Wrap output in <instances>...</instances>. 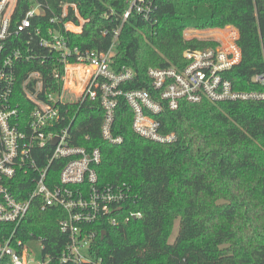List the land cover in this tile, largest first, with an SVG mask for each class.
Listing matches in <instances>:
<instances>
[{
  "label": "trees",
  "instance_id": "16d2710c",
  "mask_svg": "<svg viewBox=\"0 0 264 264\" xmlns=\"http://www.w3.org/2000/svg\"><path fill=\"white\" fill-rule=\"evenodd\" d=\"M61 1L75 3L89 20L80 34L71 36V46L81 53L106 52L120 28L112 69L133 71L125 90L149 89V68H181L185 50L206 47L184 40L185 31L226 26L238 32L241 61L225 77L236 90H263L251 78L264 73V0H154L148 22L135 13L122 22L126 0H35L45 11L43 22L58 12ZM31 3L17 0L12 21L19 22ZM39 22L35 18L33 25ZM32 67L42 70L45 89L57 92L53 58L26 69ZM63 109L76 115L74 145L100 153L98 183L129 190L125 208L141 213V218L115 227L103 225L94 257L104 264H264V101L181 102L156 117L159 131L175 136L167 144L136 135L123 100L112 129L122 138L117 145L100 137L97 101ZM30 234L46 238V252L53 257L55 243L66 241L53 211L41 212L36 206L18 231L22 239Z\"/></svg>",
  "mask_w": 264,
  "mask_h": 264
},
{
  "label": "built area",
  "instance_id": "2783aa9c",
  "mask_svg": "<svg viewBox=\"0 0 264 264\" xmlns=\"http://www.w3.org/2000/svg\"><path fill=\"white\" fill-rule=\"evenodd\" d=\"M31 1L22 19L13 22L17 0H0V264H104L92 251L99 229L139 219L141 213L125 208L129 190L98 183L100 153L74 145L76 115L70 116L63 106L97 101L102 111L100 137L117 145L122 138L112 129L115 109L123 100L132 113V131L167 144L175 136L159 131L156 117L163 111H174L181 102L264 101V73L251 78L263 88L260 91L236 90L225 77L241 61L235 30L223 47L185 50L181 68H149V89L125 90L122 86L133 79V71L112 69L120 28L106 52L81 53L71 46V36L80 34L89 20L77 5L59 2L58 12L45 23V11ZM126 4L122 22L132 13L148 22L155 10L154 0ZM35 18L41 22L33 25ZM49 57L57 92L45 89L40 68L26 69L33 63L46 65ZM67 90L70 98L64 100ZM32 206L53 211L66 239L55 243V257L46 252V238L18 235Z\"/></svg>",
  "mask_w": 264,
  "mask_h": 264
},
{
  "label": "rangeland",
  "instance_id": "374dc122",
  "mask_svg": "<svg viewBox=\"0 0 264 264\" xmlns=\"http://www.w3.org/2000/svg\"><path fill=\"white\" fill-rule=\"evenodd\" d=\"M231 32H236L235 29L231 26H226L223 29H210L204 31H185L183 38L186 41L196 40L205 43L206 47H204L203 49L217 48L226 45L228 39V33ZM203 49H199V50H203ZM69 98H70V94L68 93L67 90L63 95V99L65 100ZM176 232L177 229L175 228L172 232V237H174ZM33 250H34V259L39 260L40 254L38 253L37 249L33 247Z\"/></svg>",
  "mask_w": 264,
  "mask_h": 264
},
{
  "label": "water",
  "instance_id": "95a60500",
  "mask_svg": "<svg viewBox=\"0 0 264 264\" xmlns=\"http://www.w3.org/2000/svg\"><path fill=\"white\" fill-rule=\"evenodd\" d=\"M53 144H54V142H53ZM103 236H104V232L101 233V235H100V240L103 239Z\"/></svg>",
  "mask_w": 264,
  "mask_h": 264
}]
</instances>
